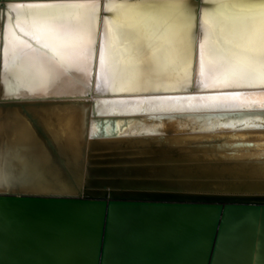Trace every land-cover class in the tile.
<instances>
[{"label": "bare ground", "instance_id": "bare-ground-1", "mask_svg": "<svg viewBox=\"0 0 264 264\" xmlns=\"http://www.w3.org/2000/svg\"><path fill=\"white\" fill-rule=\"evenodd\" d=\"M177 2L0 0L4 264H99L100 244V264H264L252 200L81 195L90 153L144 154L116 172L149 186L264 194V13L243 7L258 0H198L187 55ZM164 145L178 155H153Z\"/></svg>", "mask_w": 264, "mask_h": 264}, {"label": "water", "instance_id": "water-1", "mask_svg": "<svg viewBox=\"0 0 264 264\" xmlns=\"http://www.w3.org/2000/svg\"><path fill=\"white\" fill-rule=\"evenodd\" d=\"M95 139L90 138V140ZM133 149V148H128ZM139 149H148L147 152L150 151V147ZM152 149V148H151ZM153 155H172L177 156L178 152L169 148V146H156L153 148ZM121 150V149H116ZM115 150V151H116ZM143 150L142 152H146ZM166 150V151H163ZM93 153L88 154L86 165L90 168L88 172V178L90 181H87L84 185L82 196H85V199H93L102 201L103 204L107 207L115 200H131V201H144V202H200L205 204H218L220 208H222L223 204L235 203L236 201L241 202L245 200H252L255 203L254 206L261 207L264 206V194H240V193H226V192H210V191H199L193 192L190 190H184L182 188H162L159 186H149L145 184L144 181L140 180L145 177L138 176H125V175H117V163L121 164L122 161L120 159H126L123 163L124 165H131L130 157L138 156L139 159L145 157L144 154L140 155H125V153L121 154L120 157L116 156H93ZM120 158V159H119ZM107 160H111L110 164L106 162ZM106 180V181H105ZM95 183V184H94ZM3 193V192H2ZM222 213V209L220 210ZM107 218L108 212L107 210L104 213L103 218V233L106 231L107 227ZM219 223L220 218L217 219V223L215 226V231L213 234V238L215 239L217 233L219 232ZM103 244H100L99 247V264L100 259L102 258Z\"/></svg>", "mask_w": 264, "mask_h": 264}, {"label": "snow or ice", "instance_id": "snow-or-ice-1", "mask_svg": "<svg viewBox=\"0 0 264 264\" xmlns=\"http://www.w3.org/2000/svg\"><path fill=\"white\" fill-rule=\"evenodd\" d=\"M173 6L179 10L180 15L186 21L185 29L188 30L189 34L183 40V47H184L185 53L187 55H190L191 51L194 50L197 45L196 30H198V27H199L198 0H179V2L175 3ZM41 7H49V6L44 5ZM243 7L249 10H259L262 13H264V0H258V3H250L247 5H244ZM93 8L96 10L95 14L97 15V17L102 19V14L100 12L101 6L94 3ZM43 15L55 18L57 17L58 14L57 13H44ZM0 24H2V22H0ZM91 35H92V32L90 28L89 37ZM56 38H61V37L59 34H57ZM36 43H39V40H37ZM50 47L51 46L47 44L43 46L44 50H48ZM14 99H19V97H14ZM0 252H2V244H0ZM0 264H4L2 255H0Z\"/></svg>", "mask_w": 264, "mask_h": 264}, {"label": "rangeland", "instance_id": "rangeland-1", "mask_svg": "<svg viewBox=\"0 0 264 264\" xmlns=\"http://www.w3.org/2000/svg\"><path fill=\"white\" fill-rule=\"evenodd\" d=\"M35 215H36V214H35ZM35 215H33V216H35ZM230 219H232V218H229V220H230ZM231 221H232V220H231ZM228 222H229V221H228Z\"/></svg>", "mask_w": 264, "mask_h": 264}]
</instances>
